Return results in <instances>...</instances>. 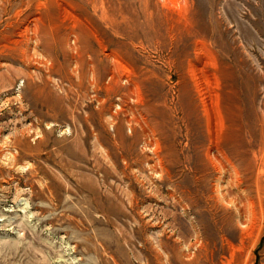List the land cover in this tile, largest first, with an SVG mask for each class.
<instances>
[{"label": "rangeland", "instance_id": "obj_1", "mask_svg": "<svg viewBox=\"0 0 264 264\" xmlns=\"http://www.w3.org/2000/svg\"><path fill=\"white\" fill-rule=\"evenodd\" d=\"M216 60L242 183L185 117ZM263 99L264 0H0V264H264Z\"/></svg>", "mask_w": 264, "mask_h": 264}, {"label": "bare ground", "instance_id": "obj_2", "mask_svg": "<svg viewBox=\"0 0 264 264\" xmlns=\"http://www.w3.org/2000/svg\"><path fill=\"white\" fill-rule=\"evenodd\" d=\"M37 27V26H36ZM37 29V28H36ZM34 32V31H32ZM36 33V32H35ZM230 43V42H229ZM206 44V43H205ZM212 50V49H211ZM207 52V54L210 55V58L213 57V53L209 51V48L205 50ZM213 51V50H212ZM215 54V53H214ZM224 55V54H223ZM238 55V54H237ZM188 56V55H187ZM216 56V55H214ZM237 58H239L238 56H235ZM214 58V57H213ZM212 58V59H213ZM217 58V57H216ZM236 59V58H235ZM240 59V58H239ZM242 59V58H241ZM215 60V59H213ZM218 60H216L217 62ZM221 61V60H220ZM237 61V59H236ZM25 62V61H24ZM27 62V61H26ZM25 62V63H26ZM212 63L213 65H211L214 69V73L212 75H210L212 77V81L210 82V89L211 91L208 93L209 95H206L204 93H202L203 91H199L200 94L202 93L203 96L205 97H202V107L203 109H200V104H198V102L195 103V101H191L189 103H187V114H185V117L186 119L188 120L189 123H187L190 127H193V129H196V132L198 133H203L202 134V137H201V134L200 137V142H201V146H202V149H204L203 153L204 154H198V161L200 160V166H198L197 164V168L201 167V168H208L210 167L211 169L214 168H221L222 167V164L223 165H226L231 171L235 170L236 174L238 175V179L237 182L238 183H242V178H241V174H240V169L238 171V168L240 167L241 170H245L244 172L246 173H249L251 172L252 174V168H253V164L255 163L254 162V158H253V161L247 159L246 156L248 157V154L249 152H245L244 156L241 154L239 155L236 150L238 148V145L240 142V138L242 136V128L240 126H242V123H244L245 121L242 120V118H239L241 123H237L235 120V117H240L242 116L244 113H243V109H242V103L244 102V99H243V102L239 101V99L237 98V94L239 93L238 90L235 88V86L229 81V78L230 77V72H226V66L223 65L224 63H221V62H217V63ZM77 63V62H75ZM80 63V62H79ZM83 62L80 63V66ZM205 63V62H204ZM236 64V62H234ZM206 66L208 65L207 63H205ZM227 64V63H226ZM237 64H240V63H237ZM236 64V65H237ZM65 65H67L65 63ZM229 65V64H228ZM242 66L245 65V64H241ZM84 66V65H83ZM78 67V66H77ZM82 67V66H81ZM205 67V66H204ZM76 68V67H75ZM83 68V67H82ZM81 68V69H82ZM230 68H233L230 67ZM237 68V66H236ZM236 68H233V69H236ZM243 68V67H242ZM241 68V69H242ZM245 68V67H244ZM244 68L242 70H244ZM105 69V68H104ZM240 69V67H239ZM241 70V71H242ZM81 71V70H80ZM85 72V70H82ZM234 71V70H233ZM87 72V71H86ZM94 72V71H92ZM235 72V71H234ZM245 72V71H244ZM82 73V72H81ZM232 73V72H231ZM243 73V72H242ZM30 74V73H29ZM238 70H237V74L234 73V75H238ZM26 75V74H25ZM84 75V74H83ZM86 75V74H85ZM92 75V74H91ZM87 76V75H86ZM93 76V75H92ZM115 76V75H114ZM114 76H110V77H114ZM191 76V75H190ZM209 76V74H208ZM233 76V75H231ZM241 76V75H240ZM249 76V75H248ZM116 77V76H115ZM114 77V78H115ZM238 77V76H236ZM82 78V77H81ZM103 78V77H102ZM192 78V77H191ZM111 79V78H110ZM116 79V78H115ZM234 79V78H233ZM241 80V78H239ZM261 79V78H260ZM99 80V79H98ZM235 80V79H234ZM27 81V80H26ZM237 81V79H236ZM255 83V82H254ZM258 83V81H257ZM81 84V83H80ZM239 84V83H238ZM236 84V85H238ZM188 85V84H187ZM241 88V87H240ZM248 88V87H247ZM246 88V89H247ZM35 89V88H34ZM250 89V88H248ZM214 90V91H213ZM240 90V89H239ZM252 90V89H251ZM213 91V92H212ZM243 92V90H242ZM248 92V91H247ZM212 93V94H210ZM244 93V92H243ZM242 93V94H243ZM257 93V91H256ZM244 94H247V93H244ZM249 94V92H248ZM247 94V96H248ZM255 95V93H254ZM252 96V94H251ZM243 97V96H242ZM245 98V97H244ZM252 97H250L251 99ZM248 99V98H246ZM257 99V98H256ZM208 100L211 102V104L209 103L208 104ZM264 100V99H263ZM248 104L250 103L247 102ZM252 101H251V109L249 110V112L247 113L248 114V118H249V121H251V123L254 121V123L259 122V120L262 121V123L264 124V113H261L260 114L257 112V109H255V112L252 113V111H254V107L252 105ZM263 103V102H262ZM198 104V105H197ZM245 108L246 104H243ZM260 105V104H259ZM264 105V104H263ZM141 108V107H140ZM262 108V107H261ZM263 109V108H262ZM261 110V109H260ZM147 111V110H146ZM205 111V114L203 113ZM251 111V113H250ZM149 115V114H148ZM246 115V114H245ZM244 115V116H245ZM166 116V114H165ZM247 116V115H246ZM253 116V118H252ZM155 118V117H154ZM161 118V117H160ZM182 118V117H181ZM246 118V121L247 119ZM255 118V119H254ZM238 119V120H239ZM244 121V122H243ZM155 123V122H153ZM253 123V124H254ZM261 123V124H262ZM260 124V125H261ZM249 126V124L247 125ZM153 127V126H152ZM254 127V125H253ZM189 128V127H188ZM260 128V127H259ZM263 128V127H262ZM261 128V130H263ZM257 129V127H256ZM190 130V129H189ZM188 130V131H189ZM153 131V130H152ZM251 132V130H249ZM191 132V131H190ZM250 132H248V134H250ZM255 132V131H254ZM259 132V131H258ZM257 133V132H256ZM261 133V132H260ZM262 134V133H261ZM254 135V134H252ZM256 135V134H255ZM258 137V136H257ZM262 137V136H260ZM165 138V137H164ZM259 138V137H258ZM264 138V137H263ZM263 138L260 140L259 139V143H262L264 144V140ZM242 139V138H241ZM245 139V138H244ZM254 139V138H252ZM257 139V138H256ZM255 140V139H254ZM254 140H251V141H254ZM258 141V140H257ZM157 142V141H156ZM245 142V141H244ZM166 143V142H165ZM243 143V142H242ZM253 143L256 144V141L252 142L251 145H253ZM240 145H242L240 143ZM239 145V146H240ZM245 145V143H243L242 147ZM246 146V145H245ZM259 146V145H258ZM264 146V145H263ZM188 147V146H187ZM255 147V146H254ZM253 147V148H254ZM260 147L262 148V146L260 145ZM259 147V148H260ZM160 148V146H159ZM257 148V147H255ZM264 148V147H263ZM239 149V148H238ZM247 149V148H246ZM243 150V151H246ZM160 150V149H159ZM255 150V149H254ZM259 149L257 148V151ZM263 150V149H262ZM200 151V150H199ZM214 151V152H212ZM239 151V150H238ZM242 151V153H243ZM249 151V150H248ZM253 151V150H252ZM256 153H259L257 152ZM261 151V149H260ZM264 151V150H263ZM254 152V151H253ZM158 153V152H157ZM241 153V152H240ZM251 154V152H250ZM257 154H255L256 156ZM258 156V155H257ZM260 157V156H259ZM261 158V157H260ZM259 158V159H260ZM160 159V158H159ZM258 159V160H259ZM191 160V159H190ZM256 160V159H255ZM264 160V159H263ZM261 159V162L263 161ZM161 161V159L159 160ZM236 161H239V164H238V167H236ZM260 162V161H259ZM163 163V162H162ZM155 164V163H154ZM159 164V163H157ZM156 164V165H157ZM262 164H264L262 162ZM154 165V166H156ZM160 165V164H159ZM151 167V166H150ZM226 167V168H227ZM206 168V169H207ZM263 168V166H262ZM162 169V168H161ZM209 169V168H208ZM154 170V169H153ZM199 170V169H198ZM202 170V169H201ZM200 170V171H201ZM187 171V170H186ZM208 171V170H207ZM212 171V170H211ZM225 171V170H224ZM219 172V171H218ZM234 172V173H235ZM243 172V173H244ZM221 173V172H220ZM245 173V175H246ZM207 174V173H206ZM211 174V173H210ZM209 174V175H210ZM218 174V173H217ZM229 174V173H228ZM236 174H233V175H236ZM208 175V176H209ZM236 175V176H237ZM250 175V173H249ZM248 175V177L250 178V176ZM160 176V175H159ZM244 177V175H243ZM217 178V177H216ZM257 178V177H256ZM257 180V179H256ZM163 181V180H162ZM232 181V180H230ZM211 182V181H210ZM216 183V182H215ZM217 184V183H216ZM190 185V184H189ZM236 185V184H235ZM245 185V184H244ZM246 186V185H245ZM256 186V185H255ZM231 187V186H230ZM258 187V186H257ZM227 189V188H226ZM228 190V189H227ZM218 192V191H217ZM212 196V195H211ZM218 197V196H217ZM222 197L224 198V194H222ZM248 197V196H247ZM259 197V196H258ZM228 198V197H227ZM260 198V197H259ZM224 200V199H223ZM247 200V199H246ZM249 200V198H248ZM218 201V200H217ZM216 201V202H217ZM221 201V200H220ZM229 203L231 201L227 200ZM252 202V201H251ZM219 203V202H218ZM232 203V202H231ZM253 204V203H252ZM241 206V205H240ZM218 207V206H217ZM187 208V207H185ZM248 216V214H247Z\"/></svg>", "mask_w": 264, "mask_h": 264}]
</instances>
